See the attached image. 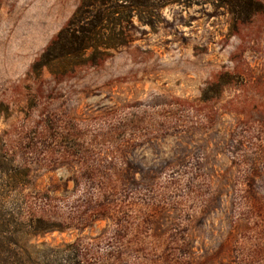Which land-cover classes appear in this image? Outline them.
<instances>
[{"label":"rangeland","instance_id":"obj_1","mask_svg":"<svg viewBox=\"0 0 264 264\" xmlns=\"http://www.w3.org/2000/svg\"><path fill=\"white\" fill-rule=\"evenodd\" d=\"M78 3L0 0V157L21 172L4 208L50 228L13 229L18 247L33 264H264V11L233 29L186 0L94 65L33 68Z\"/></svg>","mask_w":264,"mask_h":264},{"label":"trees","instance_id":"obj_2","mask_svg":"<svg viewBox=\"0 0 264 264\" xmlns=\"http://www.w3.org/2000/svg\"><path fill=\"white\" fill-rule=\"evenodd\" d=\"M184 1L186 0H79L68 21L49 41L32 67H45L53 61L80 57L89 51L88 61L94 65L106 51L127 43L126 31L133 25L134 19L141 25L152 27L155 23L152 13L155 10ZM212 1L227 8L233 29L264 11L263 6L256 0ZM11 164L6 158L0 157V264H33L29 253L18 247L16 239L13 238V229L21 227L22 230L38 233L50 228L41 219L22 222L16 218L15 212L5 210L8 202L6 194L15 190L21 177L18 168ZM61 253L55 256L58 257ZM74 261L68 254L61 257L58 264H78Z\"/></svg>","mask_w":264,"mask_h":264}]
</instances>
